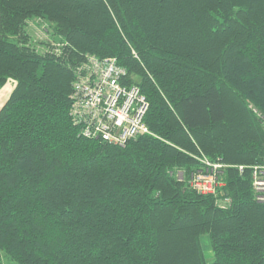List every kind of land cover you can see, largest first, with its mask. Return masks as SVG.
I'll return each instance as SVG.
<instances>
[{
	"label": "trees",
	"instance_id": "16d2710c",
	"mask_svg": "<svg viewBox=\"0 0 264 264\" xmlns=\"http://www.w3.org/2000/svg\"><path fill=\"white\" fill-rule=\"evenodd\" d=\"M33 18L59 51L31 44ZM90 55L127 71L149 133L79 134L71 93ZM8 79L0 264H264L248 169L264 158V0H0V88ZM201 157L226 165L216 195L188 184Z\"/></svg>",
	"mask_w": 264,
	"mask_h": 264
},
{
	"label": "built area",
	"instance_id": "2783aa9c",
	"mask_svg": "<svg viewBox=\"0 0 264 264\" xmlns=\"http://www.w3.org/2000/svg\"><path fill=\"white\" fill-rule=\"evenodd\" d=\"M75 73L70 115L82 137L124 145L149 133L144 122L149 103L137 85L127 83V71L115 58L87 56ZM220 165L203 160L202 165L190 173L188 184L201 194L216 195L223 186ZM249 168L255 199L264 202V164ZM238 169L242 171L244 166L239 165ZM258 169L261 170L257 173ZM177 177L182 179L180 173ZM224 199L223 202L228 201Z\"/></svg>",
	"mask_w": 264,
	"mask_h": 264
},
{
	"label": "rangeland",
	"instance_id": "374dc122",
	"mask_svg": "<svg viewBox=\"0 0 264 264\" xmlns=\"http://www.w3.org/2000/svg\"><path fill=\"white\" fill-rule=\"evenodd\" d=\"M28 24H27L26 31L29 33V36L31 39V44L36 48V50L43 52L47 48L52 47L56 51H59L58 49L60 48L61 44L56 39L57 37L53 36L51 26L41 22L37 18L31 19L28 22ZM81 64H82V62H81ZM13 85H14V81L11 79H8L6 81V83L0 88V107L5 102L6 98L8 97L10 91L13 88ZM198 160L200 162V165H202L203 160H207L208 162H211V163L221 164L222 166L220 165L221 166L220 169H224V167H225V165L222 162H220V161L213 162V161H211L205 157L198 158ZM259 164H264V158ZM249 167H248V169L250 171V175L252 176V173H251L252 169ZM259 170H261V169H258L257 173ZM251 179H252V177H251ZM223 199L222 200L219 199L218 201L222 204L223 201H225V199L224 200ZM201 240L203 243V248L205 250V254H206L207 258L209 259L211 257V251H210L209 242H208L209 241L208 235L202 236ZM6 259H7L6 257H3V264H7Z\"/></svg>",
	"mask_w": 264,
	"mask_h": 264
},
{
	"label": "bare ground",
	"instance_id": "6f19581e",
	"mask_svg": "<svg viewBox=\"0 0 264 264\" xmlns=\"http://www.w3.org/2000/svg\"><path fill=\"white\" fill-rule=\"evenodd\" d=\"M225 167H226V166H225ZM225 167H224V168H225Z\"/></svg>",
	"mask_w": 264,
	"mask_h": 264
},
{
	"label": "crops",
	"instance_id": "0c3cea01",
	"mask_svg": "<svg viewBox=\"0 0 264 264\" xmlns=\"http://www.w3.org/2000/svg\"><path fill=\"white\" fill-rule=\"evenodd\" d=\"M29 25V24H28Z\"/></svg>",
	"mask_w": 264,
	"mask_h": 264
}]
</instances>
